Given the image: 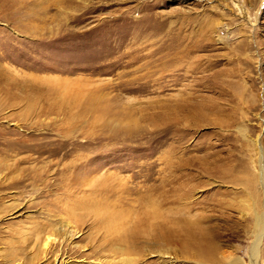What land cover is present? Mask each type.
<instances>
[{"label": "rangeland", "instance_id": "rangeland-1", "mask_svg": "<svg viewBox=\"0 0 264 264\" xmlns=\"http://www.w3.org/2000/svg\"><path fill=\"white\" fill-rule=\"evenodd\" d=\"M3 72L0 264H251L264 0H0Z\"/></svg>", "mask_w": 264, "mask_h": 264}, {"label": "bare ground", "instance_id": "bare-ground-1", "mask_svg": "<svg viewBox=\"0 0 264 264\" xmlns=\"http://www.w3.org/2000/svg\"><path fill=\"white\" fill-rule=\"evenodd\" d=\"M17 87H18V81L15 78H13L9 73H6V72L0 73V91L3 93V95L4 94L6 95L5 97H8V98H6L7 99L6 105L16 104V102L18 101V99H19L18 95L15 93V88H17ZM6 105L0 104V116H1V111L6 107ZM18 135H19L18 132L13 131V130L7 131L6 128H3L2 125H0V168L3 167V162H2L3 159H1V158H3L2 155L7 154L8 151H11V150L13 151V150L19 149L21 147L20 142L16 141ZM18 138H19V136H18ZM259 181H260V184L262 185V188L264 189V173H263V170L259 174ZM255 217H256L255 219H256V229L258 231V235H257L258 237H257V240L254 241V245H253V249H252L251 264H258V259H257L259 256L258 255V251H259L258 249L260 246L262 235L264 233V211H262L261 213H260V211L257 212ZM200 236H201V238L199 237L200 241H202V244L204 245V247H203L204 249L201 250L202 255L208 256V257H216L217 256L216 255L217 254V248H218L217 244L212 240V238L210 236H208L204 233L203 234L201 233ZM47 244H49V243H47ZM142 251L143 252L138 251V252H136V254H133V255H129V253L132 254L133 252L132 253L131 252H128V253L125 252L126 256L123 258L124 259L123 262H125L127 264H132L136 261H140L145 256H147L148 253H150L146 247H144ZM162 251H164V250H161V252H160L161 254L158 255L160 262H164V263L166 261H168L170 263L173 262L172 260L165 259L163 257L164 255H162ZM220 259L221 258H219V260ZM222 261L225 262V264H244V262L241 258H238V257L236 258L235 255L231 254V253L228 255L225 254V257L222 258ZM174 264H175V262H174Z\"/></svg>", "mask_w": 264, "mask_h": 264}]
</instances>
